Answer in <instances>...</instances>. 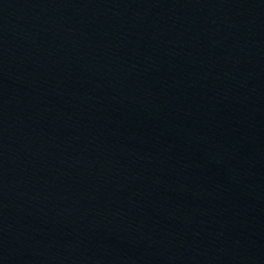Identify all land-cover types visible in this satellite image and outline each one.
Here are the masks:
<instances>
[{"label":"water","instance_id":"obj_1","mask_svg":"<svg viewBox=\"0 0 264 264\" xmlns=\"http://www.w3.org/2000/svg\"><path fill=\"white\" fill-rule=\"evenodd\" d=\"M0 264H264V0H0Z\"/></svg>","mask_w":264,"mask_h":264}]
</instances>
